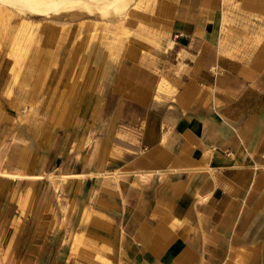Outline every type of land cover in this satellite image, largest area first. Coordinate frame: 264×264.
I'll list each match as a JSON object with an SVG mask.
<instances>
[{"label": "crops", "instance_id": "obj_1", "mask_svg": "<svg viewBox=\"0 0 264 264\" xmlns=\"http://www.w3.org/2000/svg\"><path fill=\"white\" fill-rule=\"evenodd\" d=\"M140 16L154 44L113 71L80 166L97 253L79 264H264V0H155Z\"/></svg>", "mask_w": 264, "mask_h": 264}, {"label": "rangeland", "instance_id": "obj_2", "mask_svg": "<svg viewBox=\"0 0 264 264\" xmlns=\"http://www.w3.org/2000/svg\"><path fill=\"white\" fill-rule=\"evenodd\" d=\"M58 1H0V99L11 55L36 58L27 99L14 92L21 111L0 106L7 117L0 118V264H79L81 252L96 256L84 224L96 193L80 166L99 147L113 71L139 42L154 44L140 14L152 12L155 0Z\"/></svg>", "mask_w": 264, "mask_h": 264}, {"label": "bare ground", "instance_id": "obj_3", "mask_svg": "<svg viewBox=\"0 0 264 264\" xmlns=\"http://www.w3.org/2000/svg\"><path fill=\"white\" fill-rule=\"evenodd\" d=\"M1 2H3L2 4H8L11 2H16L18 0H0ZM102 0H59L58 4L63 2L64 5L66 6H81V5H97L101 2ZM57 2V1H56ZM55 4V3H54ZM53 6V4H51ZM93 8V7H91ZM106 9V8H105ZM95 13V12H94ZM91 14V13H90ZM75 48V47H74ZM76 50V49H75ZM73 53V52H72ZM34 55V54H33ZM13 58V67L11 68L10 71V79L9 82H7V80L5 81V84L1 90V95L2 97L5 96V98L10 99L9 100V104H11L12 101H14V92H26L25 94H23L22 96H24V98L27 99V92H30V87L32 85V81L35 78L36 74H35V70L34 68V64H35V59L30 63V62H26L25 61V57L24 59L20 58L19 55L17 54H12L11 55ZM73 57V55H72ZM137 59V58H136ZM84 60V59H83ZM89 60V59H88ZM91 60V59H90ZM135 60V59H134ZM81 62V61H80ZM87 62V61H86ZM89 62V61H88ZM29 68V72L26 74V68ZM84 66V65H83ZM86 66V65H85ZM87 67V66H86ZM24 68V70H22ZM84 69V68H83ZM83 71V70H82ZM84 76V75H83ZM92 76V75H91ZM90 76V77H91ZM92 78V77H91ZM7 83V84H6ZM89 83V82H88ZM35 85H36V81H35ZM35 85H33L35 87ZM21 99V98H20ZM25 99V100H26ZM22 105V104H21ZM19 105H15V109L18 111H21V106ZM25 108V107H24ZM21 113V112H20ZM18 114V113H17ZM20 116V115H18ZM25 118V117H24ZM2 119V118H1ZM0 119V120H1ZM25 120V119H24ZM22 122V121H21ZM25 129L27 132H30V129L25 126Z\"/></svg>", "mask_w": 264, "mask_h": 264}]
</instances>
